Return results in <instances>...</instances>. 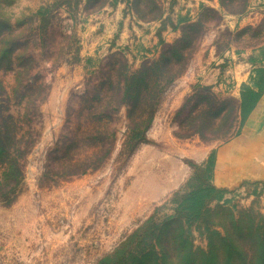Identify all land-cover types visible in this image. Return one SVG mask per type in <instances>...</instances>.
<instances>
[{
  "label": "rangeland",
  "instance_id": "374dc122",
  "mask_svg": "<svg viewBox=\"0 0 264 264\" xmlns=\"http://www.w3.org/2000/svg\"><path fill=\"white\" fill-rule=\"evenodd\" d=\"M245 1L243 11L233 13L236 4L228 2L227 11L218 0H0V54L11 49L10 66L0 68L6 92L0 105L15 118L24 110L32 116L23 126L32 130V145L20 187L11 203L0 201V264H95L150 216L160 221L174 214V192L205 187L207 172L197 167L213 153L215 164L225 143L178 137L177 122L198 106L197 95L240 99L242 85L235 97L226 80L236 64L264 54V0ZM161 13L162 25L156 20ZM197 22L199 31L184 49L186 69L164 88L144 133L132 138L122 106L102 128L112 139L97 149L99 143L87 139L85 99L110 64L125 60L135 71L157 58L161 42H174L182 27ZM252 70L243 84L257 91L263 77L250 83ZM26 84L35 89L26 94ZM22 93L27 98L19 101ZM225 127L215 125L216 131ZM82 163L96 166L70 174ZM212 183L224 192L205 198L209 208L264 216V181L221 187L212 177ZM218 222L216 216L203 223L190 218L184 227L204 249L201 227Z\"/></svg>",
  "mask_w": 264,
  "mask_h": 264
},
{
  "label": "trees",
  "instance_id": "16d2710c",
  "mask_svg": "<svg viewBox=\"0 0 264 264\" xmlns=\"http://www.w3.org/2000/svg\"><path fill=\"white\" fill-rule=\"evenodd\" d=\"M228 2L237 6L230 12L241 13L246 1L218 0L219 5L227 11ZM204 9L214 12L209 8ZM162 16L163 13L156 19L161 25L166 19ZM168 24L175 29L169 19ZM199 27L198 22L190 23L181 28V35L174 42L160 41L157 58L144 61L135 71L127 70L125 60L117 61L116 66V61L110 64V73L93 95L85 99L88 100L87 115L91 119L87 139L98 142L97 149H103L104 143L112 139V136L102 132V128L110 121L111 113L122 106H126V128L133 133L132 138H139L144 133L153 119L164 88L184 73L188 55L184 49L192 41L193 33L199 31ZM10 58L11 49H4L0 54V68L7 63L10 66ZM26 59L28 60H24ZM248 61L254 66L249 82L263 77L259 89L254 91L252 87L242 84L239 100L232 97L218 99L212 93L197 95L198 103H204L205 108L201 110L199 104L195 105L194 110L191 108L178 120V132L175 133L178 137L197 135L203 141L226 142L240 133L243 121L264 89V54L258 62L251 58ZM26 69L25 65L20 66V70ZM19 73L21 71H16L14 79ZM25 86L23 92L26 94L35 89L28 84ZM26 94H20L19 101L27 98ZM3 96L6 98V92L0 85V100ZM4 109L6 108L0 105V201L9 204L20 187L23 161L32 145V130L28 125L23 127L24 124L31 123L32 116L24 110L22 115L15 118L5 113ZM216 123L225 124L226 127L222 131H216ZM185 128L187 130L182 131ZM102 161L103 159L96 165ZM82 165L81 170L74 169L70 174L81 173L96 166L90 167L87 163ZM197 168L203 173L207 172V183L203 189L174 192L173 196L178 204L174 214L160 221L150 216L125 236L110 253L97 259L95 264H264V216L250 209H239L236 214L232 208L220 204L209 208L207 199L210 194L224 192L212 183L214 153ZM210 216H216L219 222L207 226L204 223L201 227L206 242L202 249L189 239L184 224L190 218L203 223Z\"/></svg>",
  "mask_w": 264,
  "mask_h": 264
},
{
  "label": "crops",
  "instance_id": "0c3cea01",
  "mask_svg": "<svg viewBox=\"0 0 264 264\" xmlns=\"http://www.w3.org/2000/svg\"><path fill=\"white\" fill-rule=\"evenodd\" d=\"M199 2L200 4L215 3L216 0H199ZM239 63L234 66L233 73L226 80V83L232 84L231 87L234 89L232 95L235 97L239 94L240 86L248 79L251 69L254 68L247 59ZM219 86L221 87V84ZM224 143L216 154L213 170V180L217 186L229 187L244 180L264 181V89L243 121L240 133ZM219 155L223 159L222 162L217 160Z\"/></svg>",
  "mask_w": 264,
  "mask_h": 264
},
{
  "label": "bare ground",
  "instance_id": "6f19581e",
  "mask_svg": "<svg viewBox=\"0 0 264 264\" xmlns=\"http://www.w3.org/2000/svg\"><path fill=\"white\" fill-rule=\"evenodd\" d=\"M217 160H218V162H222L223 161V159L221 158L220 155L218 156V159Z\"/></svg>",
  "mask_w": 264,
  "mask_h": 264
}]
</instances>
